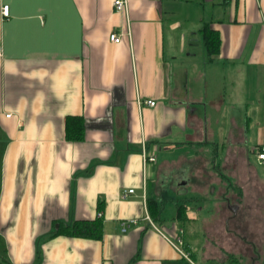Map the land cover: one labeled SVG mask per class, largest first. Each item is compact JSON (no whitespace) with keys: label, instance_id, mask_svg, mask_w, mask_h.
I'll use <instances>...</instances> for the list:
<instances>
[{"label":"crops","instance_id":"obj_1","mask_svg":"<svg viewBox=\"0 0 264 264\" xmlns=\"http://www.w3.org/2000/svg\"><path fill=\"white\" fill-rule=\"evenodd\" d=\"M128 2L118 12L114 0H0V264L245 263L186 243L177 212L247 192V122L264 114L249 93L264 85V0ZM206 23L221 37L213 59ZM69 115L84 118L83 140L67 139ZM261 144L264 131L249 150L262 165ZM166 192L184 201L165 215ZM97 217L101 240L55 234Z\"/></svg>","mask_w":264,"mask_h":264},{"label":"rangeland","instance_id":"obj_2","mask_svg":"<svg viewBox=\"0 0 264 264\" xmlns=\"http://www.w3.org/2000/svg\"><path fill=\"white\" fill-rule=\"evenodd\" d=\"M261 87L260 92L249 89V93L257 97L259 100L257 105L262 106L264 85ZM208 93L212 96L211 89ZM220 100L224 102L220 117L221 120H224L225 111L232 108L228 103L233 99L227 92L221 96ZM259 109L263 110V107H259ZM221 125L227 124L221 123ZM263 131L264 114L260 112L251 123L247 122V192H243V187H236L235 197L229 201L211 203L214 198L207 196L206 200H212L211 202H207L205 199L199 203L188 200L187 205L182 204L184 213L177 214L179 219L177 223L184 229L186 243L191 244L194 248L207 245L206 248L214 254H223V251L230 252L232 256H237L243 263L245 262L244 264H264V164L261 165L255 160L253 153L249 152L252 147L257 146ZM206 145L210 150L215 148L213 142ZM155 155L158 163H161L165 158L163 150H159ZM250 164L258 176L250 169ZM238 176L240 178L238 182L243 183L245 177L241 174ZM214 187L211 190L215 189ZM207 195H211V193L209 192ZM180 196L181 194L167 192L162 196L165 215L173 210L175 202L179 199H181V203L184 201ZM230 205L238 206L237 212H234L229 207ZM191 207L193 210L188 217L186 212H189ZM193 212L196 214L193 215ZM2 253L3 243L0 239V255Z\"/></svg>","mask_w":264,"mask_h":264},{"label":"trees","instance_id":"obj_3","mask_svg":"<svg viewBox=\"0 0 264 264\" xmlns=\"http://www.w3.org/2000/svg\"><path fill=\"white\" fill-rule=\"evenodd\" d=\"M203 36L206 52L209 59H213L220 51L221 37L219 30L206 23L200 30ZM85 135V120L82 116L69 115L66 119V136L71 141H81ZM184 206L178 207L177 214L184 213ZM157 209V206L155 208ZM159 212V210H158ZM153 214V213H152ZM104 225L100 217L95 219L76 220L73 224L60 225L55 234L71 235L83 238L101 240L103 237Z\"/></svg>","mask_w":264,"mask_h":264},{"label":"built area","instance_id":"obj_4","mask_svg":"<svg viewBox=\"0 0 264 264\" xmlns=\"http://www.w3.org/2000/svg\"><path fill=\"white\" fill-rule=\"evenodd\" d=\"M114 7H115L116 11H118V12H128V10H129V2H128V0H114ZM2 14H3L4 17H9V15H10V7H9V5H4L2 7ZM124 34H125L124 32L118 33L116 31H114V32L111 33L110 39L112 41H114V42H120ZM146 103L148 105L154 106L156 104V101L153 100V99H148V100H146ZM10 115L11 114H7L8 117ZM254 153L257 156L258 160L260 162L264 163V144H261L260 146H258L254 150ZM145 160L154 161L155 160V156H153V155H150V156L145 155ZM133 192H134L133 188L125 189L122 192V197L123 198H127ZM130 223H136V219L130 220L128 222V225ZM124 230H126V228H124ZM183 244H184V241H183L182 236H178L177 245L181 246Z\"/></svg>","mask_w":264,"mask_h":264},{"label":"water","instance_id":"obj_5","mask_svg":"<svg viewBox=\"0 0 264 264\" xmlns=\"http://www.w3.org/2000/svg\"><path fill=\"white\" fill-rule=\"evenodd\" d=\"M232 209H233L234 212H236L237 211V206L233 207Z\"/></svg>","mask_w":264,"mask_h":264}]
</instances>
